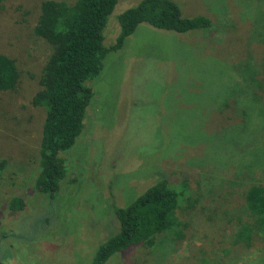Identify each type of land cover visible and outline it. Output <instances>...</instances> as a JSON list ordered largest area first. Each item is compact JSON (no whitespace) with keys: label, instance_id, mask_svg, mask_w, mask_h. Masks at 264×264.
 <instances>
[{"label":"rangeland","instance_id":"rangeland-1","mask_svg":"<svg viewBox=\"0 0 264 264\" xmlns=\"http://www.w3.org/2000/svg\"><path fill=\"white\" fill-rule=\"evenodd\" d=\"M42 1L5 0L0 8V53L16 59L21 74L16 90H0V162L6 164L0 176V261L93 264L97 249L120 230L115 209L157 183L159 174L190 179L201 197L196 209L178 213L192 222L194 234L188 231L186 240H170L162 249L132 245L106 264H197L194 255L202 249L212 256L220 241L231 239L219 220L218 228L209 229V210L227 189L259 177L264 182V170L239 173L237 134L226 137L236 144L224 146L223 129L240 113L219 107L240 89L242 62L251 61L255 77L264 79V0H173L185 17H209V29L175 33L140 24L89 81L94 96L85 128L61 153L69 167L54 199L33 184L46 109L32 98L51 54L50 44L34 32ZM141 1L118 0L104 31L106 46L119 34V15ZM257 111L262 106L253 105ZM260 133L250 137L247 155L257 157L264 146ZM17 196L26 206L11 211L8 202ZM257 243L262 255L264 245ZM242 255L232 264H245L249 254Z\"/></svg>","mask_w":264,"mask_h":264},{"label":"trees","instance_id":"trees-1","mask_svg":"<svg viewBox=\"0 0 264 264\" xmlns=\"http://www.w3.org/2000/svg\"><path fill=\"white\" fill-rule=\"evenodd\" d=\"M4 1L0 0V8ZM117 3L118 0H44L40 5L34 32L50 44L51 54L42 69L40 89L32 98L34 106L46 109L40 156L35 161L38 173L33 184L39 193L50 199L57 197L60 184L67 176L68 161L61 153L76 144L85 128L87 107L94 96L89 81L100 75L107 56L120 50L142 23L175 33L209 29L213 24L204 15L185 17L173 0H142L119 15V34L114 44L106 46L104 31ZM242 63L238 72L242 84L240 89L231 90L227 99L233 100L227 102L226 99L219 106L224 110L234 106L241 117L234 125L223 129V143L224 146L236 144L226 139L236 133L237 152L240 153L239 173L253 174L257 169L261 175L264 170V146L257 157L251 153L247 155L250 150L245 146L251 142L250 137L255 131H261L260 138L264 143V79L255 77L251 61ZM20 79L16 59L0 53V90H16ZM253 105L262 106V111L255 112L256 117L251 121ZM5 167L6 164L0 162V176ZM158 176L157 183L130 204L115 209L120 230L97 249L93 264H106L113 255L132 245L149 248L157 245L162 249L170 240L175 243L186 240L188 231L194 234L192 222L181 220L178 215L179 211L196 209L200 202L201 197L191 189L190 179L170 174ZM258 180L244 187L227 189L216 206L209 210V229L218 228L215 223L219 220L220 228L230 230L231 241H220L210 257L204 249L200 255L195 253L197 264H232L243 257L242 254H249L245 264H264V252L259 255L260 252L254 249L258 246L257 242L264 245V182L260 177ZM25 206L24 199L18 196L8 202L11 211L22 210ZM204 238L214 242L213 237L204 235ZM253 254L259 256L251 258ZM226 258L228 261L225 262Z\"/></svg>","mask_w":264,"mask_h":264},{"label":"water","instance_id":"water-1","mask_svg":"<svg viewBox=\"0 0 264 264\" xmlns=\"http://www.w3.org/2000/svg\"><path fill=\"white\" fill-rule=\"evenodd\" d=\"M0 264H3V263L0 261Z\"/></svg>","mask_w":264,"mask_h":264}]
</instances>
